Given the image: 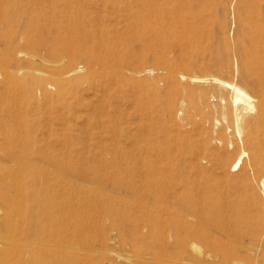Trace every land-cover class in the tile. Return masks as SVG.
Here are the masks:
<instances>
[{
	"label": "rangeland",
	"instance_id": "obj_1",
	"mask_svg": "<svg viewBox=\"0 0 264 264\" xmlns=\"http://www.w3.org/2000/svg\"><path fill=\"white\" fill-rule=\"evenodd\" d=\"M102 1L0 0V252L11 246L25 264L54 248L81 264H158L154 253L166 264H264V171L252 159V137L264 136V0H167L197 21L191 45L149 32L125 43L111 27L125 0H109L106 18ZM249 15L257 41L242 46ZM43 35L65 53L41 48L32 67L20 57L26 36ZM213 79L255 100L241 137L243 106Z\"/></svg>",
	"mask_w": 264,
	"mask_h": 264
},
{
	"label": "bare ground",
	"instance_id": "obj_2",
	"mask_svg": "<svg viewBox=\"0 0 264 264\" xmlns=\"http://www.w3.org/2000/svg\"><path fill=\"white\" fill-rule=\"evenodd\" d=\"M108 1L109 0H103L102 1L103 2V10H104L103 12L105 15L103 18L108 17L107 16V13L109 11L108 10L109 9V2ZM120 3H123V6H118V7H115L112 9V11H113L112 16L115 18V23L111 27L114 29V34L118 35V37L121 41H124L125 43H130L135 35L137 36L140 33L143 34L144 32H149V33L154 35L155 39L158 38L159 41L162 43L165 42V36L167 34H174V35L184 34L185 35L184 40L186 41V39H187L188 45L192 44V42L188 39V37H189V34L193 33L198 28L199 25H198L197 21H195L194 19L191 20V22L189 20L187 21V19L185 20V18L179 14V12L182 10L170 6L167 0H129V1L125 0L124 2H120ZM248 18H250V15L246 17L247 20L245 22V28H244L245 29L244 33L246 34L245 35L246 37L244 38L242 46H245L246 42H248L250 45L253 46L257 41V39L251 35V31H252L251 29L253 28V26L250 22H248V20H249ZM255 25H257V24H255ZM47 37L48 36L45 37L43 35L40 38L30 39V37L26 36L27 39L25 42V48L27 50V53H21V56L20 55L19 56L25 60L30 61L32 67H35V63L33 62L34 59L36 60L35 54L41 48L46 49V51L48 52V56L50 58H53L55 60L60 59L63 56V54L65 53V51L61 50L60 48L57 49L56 47L49 48L48 47V41L50 39L48 40ZM139 38H140V36H139ZM135 39L138 40L137 37ZM8 41L9 42L13 41V37H11V35L8 37ZM8 50H10L11 52L14 51V50H12V48H9ZM8 53H10V52H8ZM37 58H39V55ZM3 59H5V58H3ZM9 59H10V56L8 55L6 57V59L3 61L4 65L10 61ZM96 60L97 59H95V61ZM242 60H243V63L245 65V68H246L244 73H243V76L245 79L250 78L254 74V71H253V69H251V67L248 68V65H250L252 63L253 56L251 53H248L245 51L242 55ZM88 61H89V65H90V64H92L93 59L92 60L88 59ZM40 62L45 64L44 61H40ZM73 74L74 73H68L67 75L73 77ZM180 78H181V76H180ZM41 80L42 79H39L37 77H32L31 81L29 80V83L32 82L33 84H36L37 86H39L41 88H44L43 89L44 93L46 96H48L49 92H48L47 87L45 86L46 83L44 84L43 81H41ZM205 80H207V79H205ZM213 81H214V83L218 84L219 86H221L223 88H227L228 90H230L232 92V95H233L232 104H234L235 107H238L239 105L243 106L242 107L243 112L241 111L238 113L239 109L236 110L237 111V114H236L237 134L241 137L243 134V129L240 127L239 122L242 121L243 115H245L248 112L250 113L251 111L252 112L255 111V108H256L255 100L244 89H242L238 85L223 82V81L218 80V79H213ZM33 84H32V86H36ZM54 84L58 89H60L57 93H58V96L59 95L61 96V88L63 89V87H62L63 84L60 81H54ZM32 86H31V88H28V89H29L31 96L32 95L34 96L35 95L34 90H33L34 87H32ZM259 87H260V91L262 93H264V78L259 81ZM41 88H40V90H41ZM36 89H38V87ZM22 92L23 93L27 92V89H24V91H22ZM20 93H21V91H20ZM22 95L24 96V94H22ZM16 108H17V106H16ZM259 108H260V112H259V117L257 120L258 122L257 121L255 122L256 126L261 124L262 122H264V104H261ZM252 141H254L253 142V154H252L254 166H256L260 170L264 171V136H263V143L262 144L257 143L256 139L253 137H252ZM244 156H245V153L241 154L239 156L238 160L234 163V165L232 166L235 169L234 171H238L241 169V167L243 165ZM18 161L23 162L22 160H18ZM20 164L21 163L18 162L17 165H20ZM24 164L25 163H22L21 165H24ZM20 170H21L20 168L15 169L14 172L17 173L16 176H18L21 173ZM19 171H20V173H18ZM16 180L18 181L19 179H16ZM20 183H19V185H20ZM12 221H13L12 218L9 217L7 220L3 221L2 223L6 227V226H9L10 223H13ZM7 223H9V224H7ZM124 239L126 241V238H124ZM35 253L36 254L33 255L30 259V264H40V263H43V264H79L80 263L81 264L82 263V262L78 263V255H77L76 251L73 249H71V250L62 249V248H60V249L54 248V249H48V250L40 249ZM49 257H51L52 259L48 260ZM154 258L158 264H166V261H167L166 259H168V258L165 259V255L159 254V253H154ZM24 259L25 258H23L22 252L14 250L13 247H11V246L6 248L4 251L0 252V264H25ZM172 260H173V258H172ZM167 263H171V262H167Z\"/></svg>",
	"mask_w": 264,
	"mask_h": 264
}]
</instances>
